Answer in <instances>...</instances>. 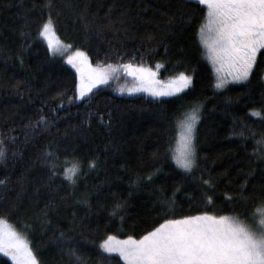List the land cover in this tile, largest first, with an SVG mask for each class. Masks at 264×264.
Instances as JSON below:
<instances>
[{
	"label": "trees",
	"instance_id": "obj_1",
	"mask_svg": "<svg viewBox=\"0 0 264 264\" xmlns=\"http://www.w3.org/2000/svg\"><path fill=\"white\" fill-rule=\"evenodd\" d=\"M45 4L0 0V136L8 150L0 162V179L7 180L0 185V217L26 235L40 264H71L57 243L60 232L87 264H125L99 248L107 233L139 238L163 219L199 211L251 220L264 206V160L253 152L264 134V81L254 71L249 80L214 87L198 36L205 6L196 0H52L51 9ZM49 12L57 36L92 63L159 61L160 79L185 71L194 86L184 95L157 98L107 83L78 99L76 70L38 35ZM256 66L264 69V49ZM196 99L204 102L198 167L186 173L164 149L169 136L174 143L181 113ZM40 115L49 121L46 128L26 127ZM241 130L244 138L230 135ZM46 146L60 156L55 176L42 162ZM73 157L81 169L75 185L61 175ZM93 158L98 166L90 168ZM202 177L213 181L211 202L204 198ZM177 185L169 210L161 201ZM84 195L88 204L81 202ZM117 198L126 208L112 216ZM0 264L13 262L0 253Z\"/></svg>",
	"mask_w": 264,
	"mask_h": 264
},
{
	"label": "snow or ice",
	"instance_id": "obj_2",
	"mask_svg": "<svg viewBox=\"0 0 264 264\" xmlns=\"http://www.w3.org/2000/svg\"><path fill=\"white\" fill-rule=\"evenodd\" d=\"M196 2L205 5L207 9L204 19L198 26V36L206 49L205 54L216 66L218 75L214 87L224 89L229 80H249L254 71L259 72L261 80L264 81V69L256 66L257 54L264 49V0H196ZM51 6L52 0H46L45 7L51 9ZM38 35L47 39L50 51L55 52L62 46L59 39H53L55 32L51 12L39 27ZM66 59L75 66L79 74L76 85L78 97L87 98L86 94H91L96 85L111 79L112 74L120 67L137 81L135 86L127 88L128 92L144 88L154 96H170L174 93L184 95L182 90L194 86L193 75L185 71L178 72L167 81L157 80V73L153 68L143 63L133 64L131 60L124 65H113L109 62L93 66L88 62L87 53L79 48ZM156 67H160L159 61L156 62ZM190 103L191 107L185 108L181 113L182 119L178 121L179 131L175 133L174 143L173 137L169 136L164 149L168 158L186 173H191L198 167L197 125L204 105L200 99ZM250 111L260 115L258 110ZM48 123L47 117L40 115L36 121L29 120L26 127L46 128ZM230 135L245 137L242 130L232 132ZM255 143L258 147L254 148L253 152L257 159L264 160V134ZM7 158L8 150L4 144V137L0 136V162ZM59 159L56 150L45 147L42 162L48 165L50 176L56 175ZM64 160L67 161L68 157H64ZM88 164L90 168L98 166L95 158L90 159ZM159 170V167L155 168L148 173L147 178H153ZM80 174V161L76 157L72 158L70 164H66L61 173L73 185L77 183ZM201 181L204 186V198L211 202L213 197L209 190L213 188V181L203 177ZM6 182V178L0 179V185ZM132 183L137 184V181ZM160 191L163 196V189ZM178 191L179 185L161 201L169 210L174 206ZM80 199L84 204L89 203L87 195ZM125 208L126 201L117 198L111 207L110 215L117 216ZM255 215L259 218H254L253 224H247L238 215L199 211L193 215L163 219L139 238L133 235L121 238L109 232L99 241V248L108 254L119 253L126 264H264V206H258L254 217ZM120 218L123 219L122 216ZM6 224L5 219L0 217V252L11 256L15 264H40L30 245L19 233L11 227H6ZM70 239L64 232H60L57 243L71 264H87L86 257L74 244L65 245V241Z\"/></svg>",
	"mask_w": 264,
	"mask_h": 264
},
{
	"label": "rangeland",
	"instance_id": "obj_3",
	"mask_svg": "<svg viewBox=\"0 0 264 264\" xmlns=\"http://www.w3.org/2000/svg\"><path fill=\"white\" fill-rule=\"evenodd\" d=\"M205 6V5H204ZM205 10L206 9V6H205ZM55 32V31H54ZM42 38L44 39V41L46 42L47 44V39L45 37L42 36ZM53 39H59V41L62 42V46L59 48V50L53 52L51 51L54 55L58 56V57H61L64 61H66L68 64H70L66 57L69 56V55H72L76 49L72 48L71 45H69L68 43L62 41L58 36L57 34L55 33V36L53 37ZM200 41V39H199ZM201 44V43H200ZM201 47L203 49V55H204V58L206 59V61L208 62L211 70H212V74H213V77H214V82H215V79L218 75V73L216 72V66L212 63V61L209 59V57L205 54L206 52V49L204 48V46L201 44ZM259 53V52H258ZM88 62L90 64H92L93 66L97 65V64H94L92 63V61L88 58ZM75 70V66H73L72 64H70ZM148 67H151L153 68L157 75H156V79L157 80H162L159 78V71H160V67L157 68L156 65L155 66H148ZM222 71H226V69H222ZM76 73H77V70H76ZM77 76H78V81H79V74L77 73ZM124 78V79H123ZM168 80V79H167ZM167 80H164V81H167ZM240 81H243V80H229L227 84L229 83H237V82H240ZM107 83H115L118 87V89H121V88H124L125 90L123 92H126V93H143V94H147L149 96H152V97H157V98H162V97H170V96H174V95H177L176 93L170 95V96H154L152 93L148 92L146 89L144 88H140L138 91H135V92H128L127 91V88L128 87H133L137 84V81L135 79V77L131 76L128 72H126L123 67H120L118 69H116V71L112 74V77L111 79H109L107 82L105 83H102V84H98L95 86L94 89H96L97 87L99 86H102V85H105ZM93 89V90H94ZM184 91V90H182ZM88 95V94H86ZM78 97V96H77ZM83 97H78V99H81ZM182 119V117L180 118ZM179 119V120H180ZM178 120V121H179ZM177 125H178V122H177ZM177 130L179 131V128L177 126ZM178 133V132H177ZM254 218L255 219H258L259 216L258 215H255V217L253 216L251 220H244V219H241L243 222L247 223V224H253L254 223ZM7 222V221H6ZM6 227H11L13 230H15L17 233H19L21 235V238L24 239L29 245H30V242H29V239L26 237L25 234H23L19 229H17L15 226H13L12 224L8 223L6 224ZM31 247V246H30ZM33 249V248H32ZM34 251V250H33ZM2 253L3 255L7 256L12 262L13 264H15V261L12 259L11 256H9L7 253L5 252H0ZM35 253V252H34ZM36 254V253H35ZM111 254H115V255H118L119 256V253H111ZM37 256V255H36ZM120 257V256H119ZM121 258V257H120ZM122 259V258H121ZM123 260V259H122ZM124 261V260H123ZM124 263L126 264V262L124 261Z\"/></svg>",
	"mask_w": 264,
	"mask_h": 264
}]
</instances>
